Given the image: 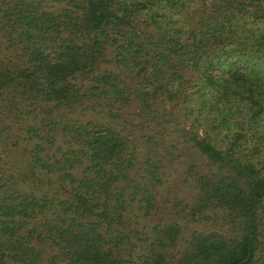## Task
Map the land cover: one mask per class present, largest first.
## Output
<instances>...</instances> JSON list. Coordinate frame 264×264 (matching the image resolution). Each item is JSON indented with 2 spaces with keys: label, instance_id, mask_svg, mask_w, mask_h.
Returning <instances> with one entry per match:
<instances>
[{
  "label": "trees",
  "instance_id": "1",
  "mask_svg": "<svg viewBox=\"0 0 264 264\" xmlns=\"http://www.w3.org/2000/svg\"><path fill=\"white\" fill-rule=\"evenodd\" d=\"M0 264H264V0H0Z\"/></svg>",
  "mask_w": 264,
  "mask_h": 264
}]
</instances>
